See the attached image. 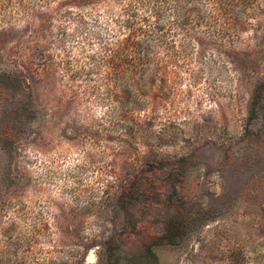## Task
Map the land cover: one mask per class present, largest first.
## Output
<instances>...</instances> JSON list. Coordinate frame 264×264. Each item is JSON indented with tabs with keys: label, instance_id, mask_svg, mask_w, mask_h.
Segmentation results:
<instances>
[{
	"label": "rangeland",
	"instance_id": "1",
	"mask_svg": "<svg viewBox=\"0 0 264 264\" xmlns=\"http://www.w3.org/2000/svg\"><path fill=\"white\" fill-rule=\"evenodd\" d=\"M155 8L0 0V264H264V0Z\"/></svg>",
	"mask_w": 264,
	"mask_h": 264
},
{
	"label": "trees",
	"instance_id": "2",
	"mask_svg": "<svg viewBox=\"0 0 264 264\" xmlns=\"http://www.w3.org/2000/svg\"><path fill=\"white\" fill-rule=\"evenodd\" d=\"M127 3V11L130 12L129 16L133 19L135 17V14L137 11L140 10H147L150 9L152 12L156 10L155 5H157L160 0H125ZM126 24V27L132 28V25L130 21L128 20ZM137 34V31L134 32ZM126 42L129 43H136L133 40V36L130 35L128 39H126ZM127 44V43H125ZM39 57L42 59L43 63L39 64L43 67H46L47 64L46 59L47 57L42 54V52L39 54ZM133 62V63H132ZM131 62V65H135L137 67L139 65V61L133 60ZM144 67V66H143ZM142 68V67H141ZM133 69V68H132ZM136 71V70H134ZM10 88H15V84L10 83ZM135 86L137 87V83H135ZM20 109L15 112L12 121H16L21 115H20ZM4 120H0V145L2 147L9 148L13 145L15 139L13 140L10 138V130L14 129L19 122L9 123ZM10 127V128H9ZM173 189L176 192L177 191V185H173ZM126 198H129V196L126 194ZM133 217H128V222H126V232L129 236V238L133 239L132 244L134 247L137 246V250H135L134 255L132 258H130L129 262L130 264H160L158 260V256L156 252L154 251L155 248L161 247V246H167V245H176L179 244L180 240L182 239V236L185 232V226L184 224L179 220L178 216L175 214L171 216L166 222H165V229L164 234L161 236H151V233L148 234V226L142 225L138 226L136 223L133 222ZM115 242V237H111L109 241L107 242L109 246H112ZM113 263V262H112Z\"/></svg>",
	"mask_w": 264,
	"mask_h": 264
}]
</instances>
